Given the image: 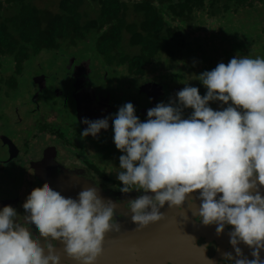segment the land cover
<instances>
[{"label": "clouds", "instance_id": "9594fccd", "mask_svg": "<svg viewBox=\"0 0 264 264\" xmlns=\"http://www.w3.org/2000/svg\"><path fill=\"white\" fill-rule=\"evenodd\" d=\"M195 77L207 90L203 96L187 83L175 99L150 108L143 122L125 103L113 116L84 119L81 138L96 137L112 121L123 153L119 191L144 193L124 203L132 223L146 227L163 218L165 204L181 208L199 200L195 216L203 226L215 225L217 236L232 229L235 256L224 253L221 264H264V57L237 54ZM22 207L23 216L11 205L0 208V264H61L57 242L76 264H97L106 233L119 231L117 205L100 198L96 187L76 198L36 188ZM240 244L252 250L251 259Z\"/></svg>", "mask_w": 264, "mask_h": 264}, {"label": "flooded vegetation", "instance_id": "af4514ba", "mask_svg": "<svg viewBox=\"0 0 264 264\" xmlns=\"http://www.w3.org/2000/svg\"><path fill=\"white\" fill-rule=\"evenodd\" d=\"M93 52L87 55L90 58L83 60L72 54L66 55L68 59L74 58L66 65L69 70L59 85L50 83V76L44 72L32 76L35 92L31 95V103L26 102L25 105H30L29 110L37 117L22 120L16 109L17 119L13 120V126L17 121L18 139L17 133L12 136L0 131V208L11 205L23 216L22 204L36 188L43 190L49 186L65 197L76 198L81 190L96 187L100 198L117 205L113 219L119 225V231L106 233L97 264H211V261L221 264L224 253L230 252L235 256L229 243L230 226L217 236L215 225L203 226L197 220L195 214L199 200H195L196 204L186 200L181 208H169L165 204L161 209L163 218L146 227L140 228L132 223L131 213L124 208V203L144 193L119 191L122 184L117 179V173L120 171L119 157L123 153L118 150L119 155H114L117 148L113 141L112 121L109 120V129H102L96 137L81 138V133L87 128L82 121L113 116L128 102L135 107L136 115L146 120L147 111L160 103L162 95L165 96L166 93L160 89L164 84L159 86L158 81L149 82L142 77L137 80L140 85H134L135 95L120 97L116 101L115 93L107 82L109 66L103 57H99L101 54L97 53V49ZM92 56L96 57L95 64L99 60V71L92 68ZM17 73L16 78L15 72H3L2 75L8 81L13 79L17 85L23 72ZM150 83L157 86H148ZM180 90L177 87V91ZM206 91L205 87L200 90L203 95ZM45 92H49L51 105L42 107ZM59 102L64 104V118L71 117L73 120L71 128L67 121H62L63 115L57 111ZM210 106L213 108V102ZM185 113L190 115L191 110L187 109ZM24 129H32L33 135H22ZM5 186L6 189L13 186L16 189L7 191L3 196ZM261 192L264 193V188ZM197 195L193 193L191 198ZM20 219L17 217L18 221ZM34 235L39 236V233L34 232ZM239 247L244 256L252 258L251 249L244 244ZM56 248L65 264H76L75 261L69 262L63 254L61 243L57 242ZM261 257L264 258V252Z\"/></svg>", "mask_w": 264, "mask_h": 264}, {"label": "trees", "instance_id": "16d2710c", "mask_svg": "<svg viewBox=\"0 0 264 264\" xmlns=\"http://www.w3.org/2000/svg\"><path fill=\"white\" fill-rule=\"evenodd\" d=\"M42 1L0 0V93L17 87L2 75L4 59L11 58L22 72L24 63L43 51L70 53L71 48L88 44L101 54L109 72L123 70L135 80L146 77L147 69L163 56L176 64L181 54L191 50L203 63L201 37L191 39L189 29L205 30L204 16L210 25L219 24V39L229 37L234 55L264 57V42L259 41L260 35L264 37V21L259 28L249 29L245 38L236 37L232 25L258 0H58L55 9L51 4L41 6ZM124 42L138 52H127ZM214 66L209 62L208 71ZM183 74L180 71L173 78L183 81Z\"/></svg>", "mask_w": 264, "mask_h": 264}, {"label": "rangeland", "instance_id": "374dc122", "mask_svg": "<svg viewBox=\"0 0 264 264\" xmlns=\"http://www.w3.org/2000/svg\"><path fill=\"white\" fill-rule=\"evenodd\" d=\"M263 1V2H261ZM50 2V3H49ZM58 0H45L40 2L41 6H46L48 4H51V9H55V5L57 4ZM203 20L206 22L205 30L198 32H193L191 29H189L190 37L191 39L201 37L202 40V47L200 48V56L205 55L206 61L203 63L200 62V60L196 59L195 53L193 51L189 50L187 51V54H181L178 59L176 60V64L170 62L169 60H166L163 56L160 61H157V64L154 67H149L147 69L146 77L144 79H147L146 81H158L160 85L162 84L163 92L165 94L161 96V99H159V102L169 103L171 100L175 99V94L178 92V89L181 88V90L185 87V84L188 83L190 86L198 87L199 90H203L204 86H199L200 81L196 80L195 76L203 73L204 71H208V64L209 62H212L214 68L221 62L227 64L229 59H232L235 53H233L232 50V43L231 41H228L229 37L227 35H223L222 38L219 39V24L214 23L213 25H210V21H208V18L206 16L203 17ZM262 21H264V0H258L256 2L255 7L253 9H248L242 11L239 18H237V21H233V28H236L235 30V36L243 37L245 38L246 35L250 36V32H248L249 29H256V27H260ZM230 24V23H229ZM230 27V31H231ZM247 29V30H246ZM252 29V30H253ZM247 31V34L245 32ZM259 33V32H256ZM223 37L225 39H223ZM205 41V42H204ZM260 42H264L263 35H260ZM242 42V40H241ZM197 43V42H196ZM195 43V44H196ZM200 43V44H201ZM124 47L126 48L127 52L129 53H137L138 48L129 49L128 48V42L123 43ZM214 45V46H213ZM262 45V44H261ZM91 45H84L80 46L75 49H70V53L68 51L61 50L59 52L56 51H43L40 56H36L32 58L30 61H26L24 63V69L22 76L18 77L17 81V87L15 91H9L8 94H6L7 91H3L0 93V131L3 133H9L12 136H15L16 129H17V121L16 125L13 126V120L17 119V112L16 109L19 110V118L23 120V118H30L34 117L35 119L37 117L36 114L31 113L29 110L30 105H25L26 102L31 103V95L35 92L34 83L31 80L32 76L38 72H44L47 73L50 76L49 82H56L57 85H59V81H61L64 75L66 76L65 72L69 70L67 68V64L70 62V59H68V56L72 54V56H77L78 59L83 60L87 57L90 52H93V50L90 48ZM68 53V54H67ZM94 53V52H93ZM227 53V54H226ZM242 55L243 54H239ZM209 56V57H207ZM96 57L92 56L93 64L92 68L98 70L99 60L95 64ZM198 60V61H197ZM3 67L2 71L11 73V72H18L16 65H14V62L11 60V58L4 59L3 60ZM103 65V64H102ZM213 68V69H214ZM104 69V65L102 66V70ZM99 71V70H98ZM182 71L184 73V79L181 81L180 79L173 78L174 76H177V74ZM18 76V73L15 74ZM16 76V77H17ZM171 76V79L169 78ZM170 79V81H169ZM107 82L109 86L113 89L116 97V101L120 97H129L131 95L136 94V90L134 89V85L137 86L140 83L135 80L128 72L125 71H117L115 74H112L109 72V78L107 79ZM194 83V85L192 83ZM49 83V84H50ZM65 85V83H64ZM200 94L203 96V94L200 92ZM43 97H45V102L42 103V107L46 106L50 103V95L49 92H45ZM59 97V96H58ZM53 99V98H52ZM51 105V104H49ZM27 106V107H26ZM56 107V106H55ZM57 111L58 113L63 115L62 121H67L69 123V128H71V124L73 122L71 117L64 118L65 108L64 104L62 102L57 103ZM135 108V107H134ZM213 109L219 110V103L213 102ZM22 115V116H20ZM189 115H186L184 111V117L187 118ZM139 117V116H138ZM140 118V117H139ZM140 120L143 122L144 119ZM21 124V122L19 121ZM16 127V128H15ZM32 129L28 130L25 129L21 131L22 135L24 136H32L33 132H31ZM31 132V133H30ZM17 139H18V133H17ZM16 139V140H17ZM18 141V140H17ZM116 153L114 155H119L118 150L116 149ZM14 187V186H13ZM8 187L6 189V186L3 191V196L6 194L9 190H14L16 188ZM16 187V186H15Z\"/></svg>", "mask_w": 264, "mask_h": 264}, {"label": "water", "instance_id": "95a60500", "mask_svg": "<svg viewBox=\"0 0 264 264\" xmlns=\"http://www.w3.org/2000/svg\"><path fill=\"white\" fill-rule=\"evenodd\" d=\"M148 86H153V87H155V86H157L156 85V83H150V84H147ZM159 86H161V85H159ZM146 87V86H145ZM160 89H161V91L163 92V87H160ZM142 91H144V87L142 88ZM145 92H147V91H145ZM60 252V251H59ZM71 261V263L73 262V260H71L70 258H69V262ZM61 264H65V261L63 260V259H61Z\"/></svg>", "mask_w": 264, "mask_h": 264}]
</instances>
